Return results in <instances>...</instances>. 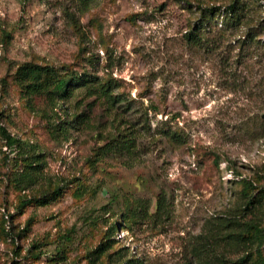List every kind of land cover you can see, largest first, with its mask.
<instances>
[{"label": "rangeland", "instance_id": "1", "mask_svg": "<svg viewBox=\"0 0 264 264\" xmlns=\"http://www.w3.org/2000/svg\"><path fill=\"white\" fill-rule=\"evenodd\" d=\"M0 127V264H264V0H0Z\"/></svg>", "mask_w": 264, "mask_h": 264}, {"label": "trees", "instance_id": "2", "mask_svg": "<svg viewBox=\"0 0 264 264\" xmlns=\"http://www.w3.org/2000/svg\"><path fill=\"white\" fill-rule=\"evenodd\" d=\"M233 9L234 7H230L228 8V14L233 13ZM186 39L188 41L191 40H195L193 39V36L191 34L188 35V37H186ZM67 86L66 82H64L63 80H60L59 83L56 85L55 90L57 92L62 91L65 87ZM0 138L2 139V141H4V145L12 148L15 143L16 140L14 138H12L4 128L0 127ZM30 160H33V158H30ZM30 167V166H29ZM61 194V190L60 189H55L53 192L43 195L42 197L39 198H33L30 200H26L24 202L21 203L22 206H26L29 204H34L36 206H44L47 205L51 202H54L58 199V197ZM248 208H252L251 210H253V207H255V205H259V197L258 194L255 196H249V202L246 204ZM246 227V226H245ZM260 236V231L257 227V225L255 223L253 224H249L246 229H245V234L244 235H236V237H242V238H247L250 239L252 242L256 241ZM99 250H103L102 246H99L96 251L98 252ZM121 264H142L140 262V260H134V259H125L124 262H122ZM213 264H218V263H213Z\"/></svg>", "mask_w": 264, "mask_h": 264}]
</instances>
